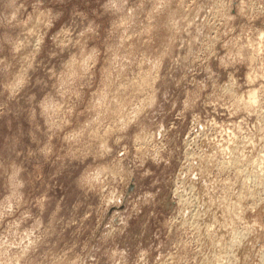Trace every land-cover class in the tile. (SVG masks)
Returning a JSON list of instances; mask_svg holds the SVG:
<instances>
[{
  "label": "rangeland",
  "instance_id": "obj_1",
  "mask_svg": "<svg viewBox=\"0 0 264 264\" xmlns=\"http://www.w3.org/2000/svg\"><path fill=\"white\" fill-rule=\"evenodd\" d=\"M0 264H264V0H0Z\"/></svg>",
  "mask_w": 264,
  "mask_h": 264
},
{
  "label": "bare ground",
  "instance_id": "obj_2",
  "mask_svg": "<svg viewBox=\"0 0 264 264\" xmlns=\"http://www.w3.org/2000/svg\"><path fill=\"white\" fill-rule=\"evenodd\" d=\"M252 96V95H251Z\"/></svg>",
  "mask_w": 264,
  "mask_h": 264
}]
</instances>
